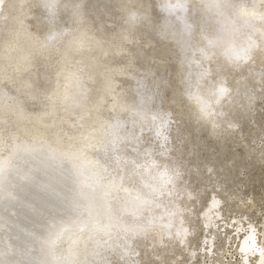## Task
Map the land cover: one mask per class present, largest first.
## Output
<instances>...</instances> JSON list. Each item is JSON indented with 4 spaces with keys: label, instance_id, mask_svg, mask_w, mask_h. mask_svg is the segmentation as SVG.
<instances>
[{
    "label": "bare ground",
    "instance_id": "1",
    "mask_svg": "<svg viewBox=\"0 0 264 264\" xmlns=\"http://www.w3.org/2000/svg\"><path fill=\"white\" fill-rule=\"evenodd\" d=\"M22 2L9 1L0 14V56L12 63L10 69H5L9 68V62L0 68V264H109L111 255L124 264L137 253L134 241L145 239L150 245H164L168 242L165 240H171L177 246L183 244L185 249L188 242L185 244L184 239L190 231L185 224L184 207L179 200L178 203L167 198L174 194L171 188L176 189L179 176L174 177L165 166L156 167L159 165L150 158L149 148L143 150L148 154H141L139 164L130 163L131 174L136 172L141 178L138 186L128 185L131 174L123 179L121 174L114 175V170L123 168L124 160L127 161L126 156L114 151L121 143H135L133 132L136 134L141 128L145 132L150 126L152 138L159 137L155 138L158 144L165 138L163 116V121H159L158 116L148 112L150 98L141 92L136 93L129 118L119 116L127 107L117 96L109 108L114 117L110 122L104 119L99 102L115 81L112 76L103 80L99 67L84 59L87 47L83 39L92 36V49H105L106 66L110 69L111 62L116 60L114 54L118 56L123 51L120 39L110 38L105 44L101 36L87 31L77 18L80 10H74L77 22L72 27L67 50L75 55L67 58L69 66L63 60L61 64L65 66L50 77L45 73L51 67L46 53L53 43L59 44L61 37L57 35L62 33L37 41L13 17ZM36 2L45 14H50L59 0ZM123 2L121 12L127 27L138 32L137 26L148 18L136 25L130 18L139 7L143 15L147 12L144 9L151 7L145 1ZM190 2L165 0L159 6L165 18L162 26L166 34L172 32L183 41L179 49L180 65L185 68L182 84L186 101L197 118L215 126L218 119L213 121L211 114L218 113L216 106L231 89L222 79L213 88L207 85L199 90L198 86L213 71L224 78L222 71L246 64L256 52L260 57L264 55V0H195L191 12L197 11L200 17L198 32L195 31L200 35L196 60L191 58L192 44L187 45L193 35ZM129 6L136 9L128 12ZM211 61L213 71L200 69ZM35 64L43 73H37ZM57 77L60 80L55 82L53 93L41 90L40 86L52 84ZM6 85L13 88L12 97L5 94ZM42 95L46 97L44 103L40 102ZM34 105L38 110L30 112L27 108ZM166 198L168 201L164 202ZM219 203L212 200L204 213L207 226L219 217ZM258 236L254 227H250L243 240H239L242 264H264V234L262 244ZM212 241L207 242L209 250Z\"/></svg>",
    "mask_w": 264,
    "mask_h": 264
},
{
    "label": "rangeland",
    "instance_id": "2",
    "mask_svg": "<svg viewBox=\"0 0 264 264\" xmlns=\"http://www.w3.org/2000/svg\"><path fill=\"white\" fill-rule=\"evenodd\" d=\"M9 1L13 3L14 0H3V4H0V14L7 9ZM79 1L59 0L58 4L53 6L52 13L45 14L44 8L38 6L36 0H23L20 8L13 12V17L15 21L23 24L37 41L51 34L62 33L57 35L61 37L59 44L53 43L46 53L51 67L45 73L51 75L50 77L59 72L61 66L65 64L69 66L70 59L67 58L75 55L74 52L67 50L72 27L77 22L74 10H80L81 14L77 18L82 21L87 31L101 36L100 39L105 44L110 38L120 39L124 48L120 55L114 54L116 60L111 62V69L106 66L105 49H92V36L86 35L83 39L85 41L83 45L87 47L84 59L99 67L103 80L112 76L115 81L113 88L99 102V107L105 113L104 119L110 122L114 117L113 111L109 112V108L117 96L123 99L127 107L119 116L129 118L132 113L129 109L135 107L136 93L141 92L145 98H150L147 101L148 112L158 116L159 121L165 120L163 122L165 138L158 144L155 138L159 137L152 138L154 135L150 126L145 132L143 128L137 130L136 134L133 132L136 142L121 143L122 145L120 144L114 151L116 154H123L127 161L129 160L128 162L124 160L123 168L116 169L118 173L114 170V175L121 174L122 179L125 178L133 171L130 166L141 162V154L147 156L148 153L151 159L157 160L159 166L156 167L170 168L169 171L174 173V177L176 174L179 178L175 182L176 189L171 188L174 194L167 198L169 201L173 199L174 202L179 200L182 209L184 207L185 224L190 231L184 239L185 244L188 242L185 249L183 244L177 246L171 240H165L168 242L164 245L157 243L150 245L146 239L134 241L137 253L133 257L130 256L131 258L124 264H134L136 261L137 264H242L238 247L245 232L254 227L259 235L260 244L263 242L264 234V55L260 57L256 52L251 60L245 62L246 64L222 71L221 75L223 74L224 78L213 71L214 67L211 66L214 62L211 61L209 66L205 64L201 66L205 67L200 69H209L213 72L200 83L199 90L207 85L213 88L221 79L231 89L216 106L218 113L210 115L213 121L217 122L218 119V124L214 126L208 120L197 118L192 105L185 99L186 91L182 84L185 68L180 65L182 54L179 49L183 41L172 32L174 36L170 32L166 34L162 26L165 18L159 6L165 0H137L148 2L151 7L149 10L144 9L147 11L145 15L139 11L141 10L139 7L134 17L130 18V22L135 21V25L138 21L148 18L137 26L138 32H133L127 27V21H124L125 15L121 12L123 0H120L122 3L118 0H82L81 3ZM64 2H67L68 6L62 7L61 3ZM194 7L195 0H191L188 11L193 35L187 45L192 44L191 58L196 60L198 54H195V48L200 43V35L196 32L200 17L198 18L197 11L191 12V8ZM134 8L129 6L126 11H132ZM172 36L176 39L174 40ZM63 60L67 62L61 64ZM7 62L9 68H5ZM38 62L41 63L39 60ZM1 66L10 69L12 63L5 60L3 55L0 56V68ZM35 67L37 73H43L42 69L38 71L37 64ZM115 69L124 71L116 72ZM253 74H259L260 77L257 76L259 80ZM59 80L57 77L52 84L42 85L40 88L43 92L51 90L53 93L55 82ZM6 86L3 87L5 94L12 97L13 88ZM42 96L40 102L44 103L46 97ZM38 108L34 105V108L29 106L27 109L36 112ZM145 148H149L151 152H143ZM160 150L163 152L161 158ZM139 180L141 178L135 172L131 174V182L129 180L127 182L128 185L136 187L140 183ZM167 198L164 202L168 201ZM214 199L220 202L217 209L219 217L211 223L212 225L207 226L204 222V213ZM209 241L213 242L210 250L207 243ZM108 259L111 260L109 264H123L115 256L111 255Z\"/></svg>",
    "mask_w": 264,
    "mask_h": 264
},
{
    "label": "water",
    "instance_id": "3",
    "mask_svg": "<svg viewBox=\"0 0 264 264\" xmlns=\"http://www.w3.org/2000/svg\"><path fill=\"white\" fill-rule=\"evenodd\" d=\"M226 1V0H225ZM81 157H82V155H81Z\"/></svg>",
    "mask_w": 264,
    "mask_h": 264
}]
</instances>
